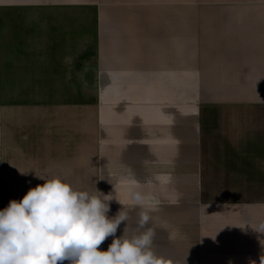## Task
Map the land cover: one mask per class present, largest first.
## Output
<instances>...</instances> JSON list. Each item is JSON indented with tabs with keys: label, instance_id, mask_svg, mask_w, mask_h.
I'll return each instance as SVG.
<instances>
[{
	"label": "crops",
	"instance_id": "obj_1",
	"mask_svg": "<svg viewBox=\"0 0 264 264\" xmlns=\"http://www.w3.org/2000/svg\"><path fill=\"white\" fill-rule=\"evenodd\" d=\"M37 176L117 236L140 192L172 264H260L264 0H0V210Z\"/></svg>",
	"mask_w": 264,
	"mask_h": 264
},
{
	"label": "clouds",
	"instance_id": "obj_2",
	"mask_svg": "<svg viewBox=\"0 0 264 264\" xmlns=\"http://www.w3.org/2000/svg\"><path fill=\"white\" fill-rule=\"evenodd\" d=\"M37 177L44 183L0 210V264H172L152 250V217L140 192L131 193L141 211L137 233L129 237L127 213L109 217L107 196L77 190L60 176ZM122 223L126 227L117 236ZM108 237L112 243L100 250Z\"/></svg>",
	"mask_w": 264,
	"mask_h": 264
}]
</instances>
